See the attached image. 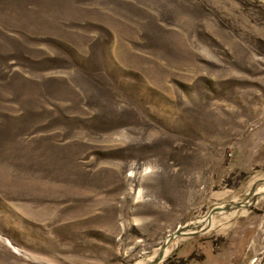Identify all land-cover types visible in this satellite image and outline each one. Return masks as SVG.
<instances>
[{
    "label": "rangeland",
    "instance_id": "rangeland-1",
    "mask_svg": "<svg viewBox=\"0 0 264 264\" xmlns=\"http://www.w3.org/2000/svg\"><path fill=\"white\" fill-rule=\"evenodd\" d=\"M0 264H264V0H0Z\"/></svg>",
    "mask_w": 264,
    "mask_h": 264
},
{
    "label": "bare ground",
    "instance_id": "bare-ground-1",
    "mask_svg": "<svg viewBox=\"0 0 264 264\" xmlns=\"http://www.w3.org/2000/svg\"><path fill=\"white\" fill-rule=\"evenodd\" d=\"M240 207H242V206H240ZM239 207V208H240ZM240 209H242V208H240ZM208 220L207 219H201V220H198V221H195V222H192V223H190L188 226H186L185 228H183L182 230H181V234L182 235H187V234H190V233H192L193 231H195V230H202V229H204V228H206L207 227V225H208ZM181 235V236H182ZM169 251V250H168ZM168 251L166 252V254H168Z\"/></svg>",
    "mask_w": 264,
    "mask_h": 264
},
{
    "label": "water",
    "instance_id": "water-1",
    "mask_svg": "<svg viewBox=\"0 0 264 264\" xmlns=\"http://www.w3.org/2000/svg\"><path fill=\"white\" fill-rule=\"evenodd\" d=\"M231 209H232V205H228L226 207V210H228V211L231 210ZM217 210H220V209H217ZM180 234H181V229H179L178 231H176V233L169 238V241L168 242L172 241L173 236L180 235Z\"/></svg>",
    "mask_w": 264,
    "mask_h": 264
}]
</instances>
